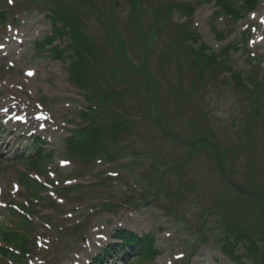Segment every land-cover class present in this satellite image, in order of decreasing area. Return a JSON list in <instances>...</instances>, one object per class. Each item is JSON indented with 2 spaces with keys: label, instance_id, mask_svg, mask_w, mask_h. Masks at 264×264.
Returning <instances> with one entry per match:
<instances>
[{
  "label": "rangeland",
  "instance_id": "374dc122",
  "mask_svg": "<svg viewBox=\"0 0 264 264\" xmlns=\"http://www.w3.org/2000/svg\"><path fill=\"white\" fill-rule=\"evenodd\" d=\"M262 21L264 0H0V264H264Z\"/></svg>",
  "mask_w": 264,
  "mask_h": 264
},
{
  "label": "trees",
  "instance_id": "16d2710c",
  "mask_svg": "<svg viewBox=\"0 0 264 264\" xmlns=\"http://www.w3.org/2000/svg\"><path fill=\"white\" fill-rule=\"evenodd\" d=\"M70 26H71L72 32L74 34V40H73L74 47H73V50L77 54L78 60H79V62L81 64L79 66V68H78V71H75L74 72V75L77 76L80 80H83L85 83H89V81H88V79H89V73L85 69H82V64H84L83 54H86L89 58L90 57L91 58L94 57L91 54V50L94 49V47H93V45H91L90 43H88L86 41V39H84L82 36H80V35H79V37L77 36V34H76V28L74 27V25H73L72 22L70 23ZM56 53L57 54H60V53L63 54L64 52H62L60 50V51H57ZM82 72H84V73H82ZM118 126H116L115 130H118ZM96 129H98V128H96ZM95 132H96V137H94V138H92L90 140V143H91V145H93V148L92 149H84L83 148L84 149L83 150L84 153H87V154L89 153V154L94 155V156L95 155H99V154L106 153V151H108L107 150V147H105L106 146L105 143H104L105 145L102 144L101 147H99V144H101V138L99 139V136H101V135H100V132H97V131H95ZM113 137H114V135H113ZM97 140H100V142L97 141ZM68 142H69V144L71 142H73L72 144H74L77 141L73 137H70V138H68ZM76 153L79 154V153H82V151H79V152L77 151ZM78 154H76V156H80ZM109 158L112 159L110 156H109ZM230 232H233V229L232 228H231V231ZM142 237L139 238L138 236H135L134 234H132L130 232H126V231L125 232L124 231L123 232H118V234L116 236V238L118 240H121L123 242L122 247L120 248V250H122L124 248H126V249L127 248H130V249H134V250L141 249V250H145L150 255L156 254V251L153 248V244H155V243H154L153 240H151V238H149L150 236L149 237L142 236ZM20 241H22V239ZM24 243H28V241L27 242H24ZM20 246H22V250H23L24 253H26V252L29 251L27 249L26 245L20 244ZM224 249H226V248L224 247ZM227 252L228 253H231V249H229ZM3 253L8 254L7 252H4V251H3ZM10 255L11 254H9L8 256H10Z\"/></svg>",
  "mask_w": 264,
  "mask_h": 264
},
{
  "label": "bare ground",
  "instance_id": "6f19581e",
  "mask_svg": "<svg viewBox=\"0 0 264 264\" xmlns=\"http://www.w3.org/2000/svg\"><path fill=\"white\" fill-rule=\"evenodd\" d=\"M15 109V108H14ZM19 131H26L25 129H21V130H19L18 128H17V130H13V132L15 133V134H17V132H19ZM20 136V135H19Z\"/></svg>",
  "mask_w": 264,
  "mask_h": 264
},
{
  "label": "snow or ice",
  "instance_id": "6c2138e0",
  "mask_svg": "<svg viewBox=\"0 0 264 264\" xmlns=\"http://www.w3.org/2000/svg\"><path fill=\"white\" fill-rule=\"evenodd\" d=\"M13 2V0H9V3H12ZM262 22H264V21H262Z\"/></svg>",
  "mask_w": 264,
  "mask_h": 264
}]
</instances>
